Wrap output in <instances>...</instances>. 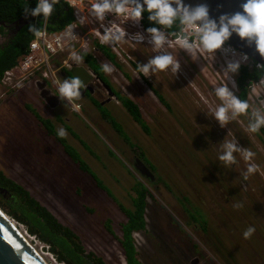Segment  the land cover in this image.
I'll list each match as a JSON object with an SVG mask.
<instances>
[{"label":"rangeland","instance_id":"rangeland-1","mask_svg":"<svg viewBox=\"0 0 264 264\" xmlns=\"http://www.w3.org/2000/svg\"><path fill=\"white\" fill-rule=\"evenodd\" d=\"M85 5L83 3L82 7L86 8ZM125 20L126 17L116 18L111 14L106 17L109 24L120 25L126 31L127 40L128 36L137 33V29L130 25L126 28V23L130 20ZM139 23L141 24L140 21ZM94 41L92 46H98L99 43ZM114 45L122 55L120 60L125 64L126 70L131 69L129 62L132 55L137 56L135 59L142 55L147 63L158 54L153 52L152 46L146 42L136 48L135 52L128 48L127 42L121 41ZM104 47L114 57L121 58L108 46ZM172 49H169L172 50L170 52L180 64L175 74L184 78L187 87L185 84L174 86V94H168L172 109L149 108L144 113L151 111L152 114H148L147 118L142 119L141 116V120L138 119L145 123L144 139L132 136L128 131L125 133L126 126L131 121L127 112L124 115L107 106L99 110L109 113V119L101 115L103 119L100 120L107 121H100L103 125L101 128L90 117H86L90 125L82 123L88 136L83 134L87 144L83 141L79 147L72 141H67L111 195L101 189L91 175L81 171L77 164H74L26 108V105L29 106L40 117L55 125V117L67 115L65 109H70L69 105L60 100V106L56 110H50L39 98L36 90L35 93V88L26 86L27 81L14 87L0 84V170L28 190L60 223L75 232L86 251L102 257L106 264H126L121 246L115 238L121 236L120 226L126 222V216L118 205L132 210V198L135 193L132 190L133 185H114L117 178L113 173L118 170L116 176L124 174L120 163L127 162L126 144L129 147H137L140 151L139 157L154 176L159 178L157 182L147 181L132 168V162L128 161L129 169L151 194L147 197L144 214L146 232L133 234L138 260L142 264H190L194 257H197L201 264H264V259H260L261 253L256 252L257 247L260 249L258 238L263 239L264 243V229L261 231L257 226L258 222L264 220V128H261L259 133L248 132V115H241L221 128L211 117L212 110L221 101L209 93L214 87L225 83L235 95L238 88H233L231 81H235L239 73H229L225 77L226 66L215 54L212 58L197 55L195 59L178 49V46ZM100 54L104 55L101 51ZM101 63L98 59L87 61L93 70L103 74ZM169 71L167 70L168 74L165 76H172ZM57 77L63 80L61 75ZM37 80L31 78L28 85ZM258 83L259 81L253 84ZM48 88L53 94H57V90L49 83ZM251 88H247L244 97L249 99L250 103L256 95ZM199 96L202 99L208 98L210 104L205 106L202 103L198 108L194 106ZM260 98L264 99V94ZM255 106L258 105H253ZM93 110L94 113L98 111L97 108ZM251 110L250 108L249 114ZM261 110L264 111V108ZM110 118L119 126L118 131L110 123ZM167 121H170V125L173 121L178 124L170 126L171 129L168 130ZM180 122L185 127L179 125ZM187 122L194 124L187 126ZM55 130L58 133L59 128L56 127ZM77 130L83 132L82 126ZM174 130L179 136L177 139L171 134ZM232 135L240 147L250 148L256 153L254 160L259 166V172L257 177L249 180V184H241V180L238 181L236 174L232 173L236 169L232 166L225 167L217 159L219 144L225 138L230 139ZM245 135L250 138V142ZM237 160L239 163L236 166L246 164L240 155H237ZM190 163L194 165L191 166ZM181 165L193 170L198 167V180L208 179L206 183L203 182L209 193L207 196L199 195L194 190L195 187L192 190L187 185V180L195 184L196 180H192L188 170ZM174 168L182 172L183 177ZM232 180L237 182L238 187L232 185L235 194L228 199L226 193L229 187L225 183ZM244 186L247 191L243 190ZM235 203H241L243 206L236 209L233 207ZM258 212L260 214L255 215ZM106 225L113 234L107 230ZM234 226H237L239 231L235 232ZM250 226L255 227L257 233L245 239L243 232ZM33 244L37 248L32 247L38 250V254H42L47 264H52L53 260L60 264L39 241L35 239ZM262 248L264 250V246Z\"/></svg>","mask_w":264,"mask_h":264},{"label":"clouds","instance_id":"clouds-1","mask_svg":"<svg viewBox=\"0 0 264 264\" xmlns=\"http://www.w3.org/2000/svg\"><path fill=\"white\" fill-rule=\"evenodd\" d=\"M59 3L60 0H38L34 9L24 7L25 18L42 16L44 21H47ZM241 9V11L231 15H221L217 22L209 18V10L205 4L191 7L185 5L182 0H142V2L141 0H92L88 15L80 16L79 23L84 24L89 18L99 22L103 34L99 30L93 31L107 45L121 41L132 44L134 49L135 46L144 42L151 45L153 52L158 54L149 59L146 64L136 65L142 76L146 78L165 70H170L173 74L179 70L180 64L176 56L166 50L172 45L173 40H175L178 49L184 50L192 58L196 59L197 55L212 58L213 54L221 58L226 66L224 74L227 77L229 73H240L243 67L255 69L251 63H257L242 53L233 54L232 51L222 48V45L233 34L241 40L247 41L248 45H254L256 52L264 58V0H245L241 4ZM144 12L148 13L149 22H154L160 27H150L145 30L142 21V13ZM108 14L114 15L116 18L126 17V20L135 23L140 21V26L142 25V30L146 32V35L137 32L125 40L126 32L120 25L111 23L109 27H105L103 22ZM72 29L70 27L67 34L73 39H78L72 34ZM170 29L177 30L166 31ZM28 32L37 38L44 35L40 28L34 25L28 26ZM70 60L72 64L79 66L84 62V57L73 49L70 53ZM100 66L106 74H110L114 70L109 62H102ZM236 79L231 81L233 88L237 87ZM56 85L57 94L55 96L62 102L68 103L81 98V89L87 87V84L78 76L63 80L57 78ZM250 86L256 93L251 103L249 99H240L234 95L225 83L214 87L209 93L221 101L211 112V117L221 128L241 115L249 116L246 126L248 132L259 133L261 128H264V111L261 110L264 108V99L260 98L264 94V76L259 79L258 84ZM253 105L258 106L253 107ZM250 108L252 110L249 114ZM58 135L65 137L67 132L60 128ZM219 146L217 159L225 167L238 163L236 154L248 162L246 171L241 173L243 180L247 181L252 174L259 170V166L253 162L256 153L250 148L240 147L234 135L231 136V139L225 138ZM243 190L247 191V187L244 186ZM242 206L241 203L233 205L236 209ZM255 231V227L250 226L243 232V237L249 239Z\"/></svg>","mask_w":264,"mask_h":264},{"label":"trees","instance_id":"trees-1","mask_svg":"<svg viewBox=\"0 0 264 264\" xmlns=\"http://www.w3.org/2000/svg\"><path fill=\"white\" fill-rule=\"evenodd\" d=\"M37 0H0V83L5 72L17 66L19 60L27 54L28 46L34 36L28 32V26L34 25L42 28V16L25 18L24 7L34 9ZM22 19L21 22H18ZM74 21L73 10L64 1L55 6L53 15L46 21L45 28L48 32H56L63 29L66 25ZM143 28L160 27L154 22H149L148 13H142ZM5 26H4V25ZM18 28L11 34L10 30ZM10 28V29H9ZM170 29L166 31H174ZM100 49L103 47L98 45ZM104 49V48H103ZM87 62L93 60L88 53L83 54ZM96 71V70H94ZM97 72V71H96ZM98 75H101L97 72ZM264 76V69H248L243 67L240 70L236 82L242 88L240 95L244 99L247 88L255 82H258ZM125 108L131 114L133 119L143 127L141 115L136 105L132 102L124 103ZM26 108L32 112L38 123L46 130L47 134L61 146L63 152L81 169L87 172L94 179L95 183L107 194L111 195L105 186L92 174L86 164L79 158L75 149L67 144L64 137H60L53 124L48 119L40 117L32 108L26 105ZM102 110V109H100ZM102 112V111H101ZM108 118L109 113H103ZM111 124L118 131L119 126L111 119ZM72 134H74L72 132ZM0 188L4 193H0V209L14 221L24 226L30 236L35 237L37 241L48 247L49 253L60 264H106L102 257L94 252L86 251L79 236L69 227L60 223L57 218L43 205H41L28 190L15 180L6 176L0 170ZM135 197L132 198L133 209H125L121 205L119 209L126 216V222L120 226L121 236H116L126 264H142L138 260V253L135 247L133 234L137 232H146V222L144 218L147 197L151 194L145 185L136 179L132 187ZM196 217V216H195ZM194 219V217H193ZM195 221V220H194ZM109 232L113 234L110 227L106 225Z\"/></svg>","mask_w":264,"mask_h":264},{"label":"flooded vegetation","instance_id":"flooded-vegetation-1","mask_svg":"<svg viewBox=\"0 0 264 264\" xmlns=\"http://www.w3.org/2000/svg\"><path fill=\"white\" fill-rule=\"evenodd\" d=\"M15 31H16V26H15L14 30H10L11 34L14 33ZM1 42H2V39H0V43ZM128 44H129L128 48L131 49V51H133V52H135L136 48H138L142 45V43H141V44L135 46V49H134L132 44H130V43H128ZM102 47L104 49L103 48L100 49L99 46H97V45L92 46V48L96 50L97 59L100 60V62H106V61L109 62L114 70L110 74L103 73L101 75H98L97 72L94 71L91 68V66L89 64H87V62L85 61L86 68H90L95 73V75L98 76L100 79L97 80L96 78H93L90 81L88 88L81 89V91H82L81 98L76 100V101H79L76 103H78L80 105L81 109H82V106H84V105H85V107H94V108H97L98 110H100L104 107H107V106H111L113 108L114 105H117V104H119V105L122 104L124 106V103L126 101V103L132 102V104L136 105L139 112L141 113L140 115L142 116V119H144V118L148 117V114H152L151 111H149L147 114L144 113L149 108H150L149 110H152V109L157 110L158 107L159 108L162 107L161 110L172 109V104L168 99V94L169 93L171 95L174 94L173 91L176 90V87L173 90L174 86L180 87L181 84H185V87H187V84H186L185 80H183L184 78L182 76H179L177 74H173L170 71H169V73L172 74V76L169 74L171 78L169 76H165L166 74H168L167 70H165L163 72H157V73H155L152 76H149L147 78L142 76V74L139 72V70L136 66L137 64H139V65L146 64V61L142 55H139L138 59H135L137 56L132 55L131 56L132 60L129 62L130 63L129 67L131 69L126 70L125 64H123V62L121 63L122 57L121 58L114 57L111 53H109V51L104 46H102ZM169 49H171V48H168V50ZM172 50H169V51H172ZM100 51L103 52L104 55L100 54ZM126 55H128V54H126ZM104 58H106V59H104ZM98 73L100 74V72H98ZM95 75H93V77ZM64 77H65V79L70 78L67 73H65ZM29 82L30 81H27L26 84H30ZM34 82L32 83V85L34 84ZM47 86H48V83H47ZM34 87H35V85H34ZM188 88H190V87H188ZM237 88H238V91L236 94H237L238 98H240L242 88L238 84H237ZM108 89L113 94V96H111V97L108 96V94H109ZM185 89H187V88H185ZM35 90H36V88H35ZM156 93H157V95H156ZM245 96H246V94H245ZM202 103L205 106H208L210 104V101L208 100V98L202 99L199 96L198 101H195L194 106H197V108H198V105H200ZM207 103H208V105H207ZM68 104L70 105V103H68ZM147 105L149 107H147ZM97 114H100V118H101V115H102L101 112H99ZM97 114L93 113V116H95ZM160 118L161 117H159V118L157 117V119H160ZM90 119L93 121H96V119L92 116L90 117ZM143 124H144V121H143ZM177 124H178L177 121H176V123H175V121H173V123L170 125V121H167V129L170 130L171 129L170 126L174 127V126H177ZM193 124L194 123H192V122H187L186 125L191 126ZM179 125L182 126L183 123L180 122ZM183 127H185V125H183ZM213 127H214V125H213ZM168 130L166 132L167 134H168ZM171 134H172V136H175L174 138H176V139L179 137L177 135V132H175V130L173 132L171 131ZM246 137L249 138L248 136H246ZM230 139H231V137H230ZM247 140L250 142V138ZM237 155H239V154H236V156ZM131 162L133 163L134 160ZM253 162L255 163V160H253ZM238 163H239V161H238ZM247 163L248 162H246L245 165H243V163H242V165H237V166L232 165V168L236 169L232 173L236 174V176H237L236 178L238 181L241 180V181H239L241 184L242 183L249 184V180H251L253 177L258 176L259 170L256 173L252 174L247 181L243 180L241 173L246 171ZM190 165L193 166L194 163H190ZM188 166H189V164H188ZM182 167L184 169L188 170L192 180H196V184L191 180H187V182H188L187 185H189V187L192 190L195 187L194 190H196V192L199 195L207 196L209 193H208L207 189H205V185H203V182L206 183V181L208 179L206 181H199L198 180V178H199V171H197L198 167H197V170H196V168H195V170H193L192 168H189V167H185V166H182ZM200 168L202 169V167H200ZM174 170L177 171L175 168H174ZM177 172L181 177H183L182 172H179V171H177ZM158 179L159 178L157 176H154L153 181L155 180V182H157ZM146 180L149 182H153V181H150L149 179H146ZM189 182H191L192 185ZM225 184L229 187L228 192L226 193V196L228 199H230L233 196V194H235V191H233V190L236 187H238V184L236 181H233V180L230 181L229 183H225ZM232 185L235 186L234 189L232 188ZM239 187H240V185H239ZM241 187H242V185H241ZM155 188L158 189V187L156 185H155ZM249 213H251V212H249ZM258 214H260V212H258L255 215H258ZM257 220L259 221V220H261V218L257 219ZM201 222H202V220H201ZM243 224L244 223H242V226H243ZM204 226H206V222L204 223ZM257 226H259L261 231H262L264 229V220H261L260 223L258 222ZM234 229H235V232L239 231L237 226H234ZM255 233H257V232L255 231ZM262 240H259V238H258V241L260 242V244H259L260 249L258 247L256 248L258 250L256 252L261 253V258H260L261 260L264 259V250L262 248V246H264V243H262ZM253 252L255 253V250ZM194 258H197V257H194ZM194 258H192V259H194ZM199 262H200V260H199ZM190 264H191V262H190Z\"/></svg>","mask_w":264,"mask_h":264},{"label":"built area","instance_id":"built-area-1","mask_svg":"<svg viewBox=\"0 0 264 264\" xmlns=\"http://www.w3.org/2000/svg\"><path fill=\"white\" fill-rule=\"evenodd\" d=\"M64 1L69 5V7L72 8L74 21L66 25L60 31L48 32L45 28L46 21L43 19L42 28L40 30L44 33V35L39 38L34 36V38L29 43L27 54L19 60L17 66L5 72L1 83L8 87H14L20 85L24 81H30L31 78L35 80L42 79L51 84L53 88L57 90V76H59L61 72H66L68 69H70L69 65H71V67L75 65L72 64V61L70 60L71 51L75 49L82 56L84 53L89 54L93 49L91 46L95 42L94 40L99 43L96 44L108 46L115 55L117 54L119 57H122L121 53L117 50L114 44H104L101 37L93 31L99 30L101 34H103V29H100L99 22L89 18L86 23H79L80 16L88 15L89 7L92 2L85 0ZM83 3L86 4V8L82 7ZM107 16H109V14L106 15V17ZM106 17L103 23L105 27H109L110 24L106 21ZM70 27L73 28L72 34L78 39H73L67 34ZM34 44L35 47H33ZM222 48L226 49L223 45ZM232 53L235 54L234 52ZM124 61L126 62V60ZM80 65L85 66L84 62ZM251 66H253L255 69H261V65L259 63L252 62ZM70 105L74 111H79L81 109L80 105L76 102H71ZM19 226L23 229L24 233L35 240V237L30 236L27 233L24 226L20 224ZM42 247H44L47 252H49L46 245L43 244Z\"/></svg>","mask_w":264,"mask_h":264},{"label":"water","instance_id":"water-1","mask_svg":"<svg viewBox=\"0 0 264 264\" xmlns=\"http://www.w3.org/2000/svg\"><path fill=\"white\" fill-rule=\"evenodd\" d=\"M85 1L92 2V0ZM182 2L185 5L191 7L205 4L209 10V18L218 22L221 15H231L241 11V4L244 3L245 0H182ZM173 7L175 6L173 5ZM21 21L22 19L18 22ZM17 28L18 27L16 26V29ZM226 43L243 55L259 63L264 69V58H262L259 53L256 52L254 45H248L247 41L241 40L235 34H233L229 40L226 41ZM65 73H67L70 77H80V79L85 84H87L86 88L89 87V83L93 78H96L97 80L100 79L90 68H86L84 65H74ZM65 73L62 72L61 75L64 76ZM93 75L95 76L93 77ZM34 85L39 98L49 108H55L59 105V98L47 88V83L44 80H37L34 82ZM108 91V96H113L109 89ZM132 168L141 177L153 181L154 175L139 159L134 160L132 163ZM0 193H4V190L1 188ZM8 219L13 220L0 209V264H43L42 261L39 260V258H37L35 254L28 248L15 229H13ZM191 264H200V262L197 258H194L191 260Z\"/></svg>","mask_w":264,"mask_h":264},{"label":"crops","instance_id":"crops-1","mask_svg":"<svg viewBox=\"0 0 264 264\" xmlns=\"http://www.w3.org/2000/svg\"><path fill=\"white\" fill-rule=\"evenodd\" d=\"M91 56L93 57V60H97V53H96V50L95 49H92V51H91ZM104 59H106V58H104ZM106 61V60H105ZM107 62V61H106ZM84 64H86L85 63V60H84ZM126 67V66H125ZM61 77L63 78V79H65V77L64 76H62L61 75ZM70 77V76H69ZM26 86H32V87H34V85H28V84H26ZM25 86V87H26ZM35 88V87H34ZM47 88H48V86H47ZM29 89H31V87L29 88ZM49 89V88H48ZM50 90V89H49ZM34 91H35V89H34ZM51 91V90H50ZM52 92V91H51ZM35 93H36V91H35ZM53 93V92H52ZM54 94L56 95V93L54 92ZM60 100V99H59ZM74 102H79V101H74ZM67 103V102H66ZM45 104V103H44ZM68 104V103H67ZM46 105V104H45ZM69 105V104H68ZM47 106V105H46ZM60 106V102H59V105L58 106H56L55 108H49L48 106V108L50 109V110H56L58 107ZM116 106V107H115ZM69 108L70 109H65V110H67V115H60L59 117H55V125H53L55 128L56 127H58L59 129L60 128H63V129H65V131L67 132V135H66V137L67 138H64L65 140H66V142L67 141H72V143H75V145H77V146H79L80 147V144H82V142L84 141L85 143H86V141L84 140V137H83V134H85V132H84V130H85V128L83 127V125H82V123H84L85 122V124L87 125H90L89 123H88V121L86 120V117H94L95 119H97L95 122L96 123H98V127L99 128H101V126H103L102 124H101V122L100 121H102V122H107L106 120H100V114H97V113H99L100 111L98 110L97 112H96V114L97 115H95V116H93V108L94 107H85V105L84 106H82V109H80L79 111H74L73 109H72V107H71V105H69ZM113 110H118L120 113H122V114H124V115H126V112L128 113V115L130 116V118H131V121H129V125H127L126 126V130H125V133L127 132V133H130V134H132V136L133 135H135V136H137V137H139L140 139H144V136H146V133H145V131L143 130L144 129V127H141L142 125L140 124V123H137L134 119H133V117L131 116V114L128 112V110L122 105V104H117V105H114V107H113ZM117 111V112H118ZM101 114H102V112H101ZM103 115V114H102ZM104 117V116H103ZM103 117L101 116V118L103 119ZM109 119V118H108ZM113 120V118H110V120ZM111 123V122H110ZM145 124V123H144ZM82 126V130H83V132H80V130L78 131L77 129H78V127L79 126ZM87 125V126H88ZM89 128H91L90 126H89ZM75 131H76V133H75ZM117 131V130H116ZM72 132L74 133V134H72ZM90 134V133H89ZM86 135V134H85ZM117 135H118V133H117ZM87 136V135H86ZM69 137V138H68ZM88 137V136H87ZM99 138H101L100 136H99ZM103 139V138H102ZM101 140V139H100ZM87 144V143H86ZM130 153V154H129ZM139 153H140V151L138 150V148L137 147H129L128 146V144H126V161L127 162H123L122 161V163H120V164H122V167H121V169L123 170V175L122 174H118V176H116L115 174H116V172L118 171H115L114 173H113V175L117 178V180H115V183H114V185H134L135 184V182H136V179H137V177L135 176V174L129 169V167H128V165H127V163H128V161H133V160H135V159H139L140 161H142V159L139 157ZM143 162V161H142ZM144 163V162H143ZM75 164V163H74ZM145 164V163H144ZM91 171V170H90ZM93 174V173H92ZM94 175V174H93ZM100 181V180H99ZM134 238V237H133Z\"/></svg>","mask_w":264,"mask_h":264},{"label":"bare ground","instance_id":"bare-ground-1","mask_svg":"<svg viewBox=\"0 0 264 264\" xmlns=\"http://www.w3.org/2000/svg\"><path fill=\"white\" fill-rule=\"evenodd\" d=\"M127 25H130L132 28H135L137 29V32H140L142 34H145V32L142 30L141 26H140V23H135V22H132L130 21L129 23H126V28H127ZM146 39H147V36H146ZM226 49L234 52V53H240L239 51L235 50L234 48H232L230 45H228L226 42L224 43L223 45ZM177 47V45L175 44V42L173 43V45L169 46L168 48H175ZM184 51V50H183ZM185 52V51H184ZM241 54V53H240ZM250 91V90H249ZM250 95V93H249ZM249 95H248V98H249ZM254 96V95H253ZM8 221L10 222L11 226L13 227V229H15V231L19 234V236L23 239V241L25 242V244L28 246V248L35 254V256L37 258H39V260L42 261L43 264H47V261L40 255L38 254V250L36 251L35 249L37 248L36 245L33 244V238L32 237H29L26 233L23 232V229L17 225V223L11 219H8ZM27 238V239H26ZM35 248H33V247ZM40 248V247H39ZM38 248V249H39ZM43 249V248H42ZM43 251V250H42ZM40 252V250H39ZM41 253V252H40ZM47 253V252H46ZM50 255V254H49ZM50 258L52 259V257L50 256ZM54 259V258H53ZM50 260V259H49ZM51 261V260H50ZM52 264H56L55 261L53 260V262L51 261Z\"/></svg>","mask_w":264,"mask_h":264}]
</instances>
